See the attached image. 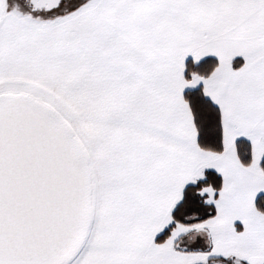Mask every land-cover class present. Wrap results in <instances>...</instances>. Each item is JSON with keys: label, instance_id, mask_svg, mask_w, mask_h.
<instances>
[{"label": "snow or ice", "instance_id": "1", "mask_svg": "<svg viewBox=\"0 0 264 264\" xmlns=\"http://www.w3.org/2000/svg\"><path fill=\"white\" fill-rule=\"evenodd\" d=\"M0 264H264V0H0Z\"/></svg>", "mask_w": 264, "mask_h": 264}]
</instances>
